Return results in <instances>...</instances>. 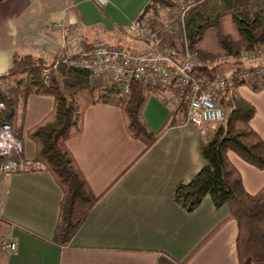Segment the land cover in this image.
<instances>
[{"label": "crops", "instance_id": "1", "mask_svg": "<svg viewBox=\"0 0 264 264\" xmlns=\"http://www.w3.org/2000/svg\"><path fill=\"white\" fill-rule=\"evenodd\" d=\"M150 2L4 0L0 3V75L8 72L16 53L54 61L71 57L91 38L96 44L143 49L145 41L126 30ZM57 24L69 33L64 36ZM93 83L109 87L110 79L105 76ZM250 86L254 90L240 86L238 93L256 107L252 126L264 139V84L258 89ZM148 92L144 118L157 132L179 100L168 93ZM53 105L52 97L30 96L25 129L40 122ZM203 140L201 129L182 123L135 162L144 146L128 135L122 109L114 101L90 106L83 133L69 140L68 147L92 191L105 195L71 243L60 246L53 239L63 193L53 176L42 168L0 173V242L10 239L17 244L14 252L0 250V264H157L161 252L181 262L206 238L186 264H260L252 258L240 260L239 223L229 218L227 205L216 208L208 196L188 215L174 202L176 185L191 181L206 164ZM23 145L32 167L35 145L28 138ZM229 158L249 193L264 186V170L233 152Z\"/></svg>", "mask_w": 264, "mask_h": 264}, {"label": "trees", "instance_id": "2", "mask_svg": "<svg viewBox=\"0 0 264 264\" xmlns=\"http://www.w3.org/2000/svg\"><path fill=\"white\" fill-rule=\"evenodd\" d=\"M186 1H193L194 5L184 26L200 62L205 66L210 64L201 69L207 79L219 74L217 69L225 61H237L243 50L264 49V0ZM176 2L151 0L140 16L146 24L158 27L159 35L169 45H176L174 39L182 31L173 33L163 25L161 12L154 11V6L171 10ZM95 45L83 41L80 48L86 52ZM46 70L50 74L49 81L43 78ZM245 83L235 82L223 93L221 105L229 115L213 129L210 139L202 141L201 152L206 164L191 181L176 185L174 202L188 215L195 213L208 196L216 208L227 205L229 218H236L239 223L237 250L240 260L252 258L263 264L264 186L254 194L249 193L240 171L229 158V153L233 152L249 165L264 170V139L252 126L256 107L238 93V88ZM250 84L255 89L260 88L264 76L256 77ZM148 91L141 83H134L125 94L119 88L95 85L91 70L80 64V56L76 53L51 62L42 56L16 53L8 72L0 75V127L10 123L15 138L22 142L28 138L34 143L36 153L32 169L48 171L62 190L60 216L53 239L57 245L71 243L106 193L96 195L92 191L68 147L69 140L83 133L84 115L90 106L114 101L122 109L128 135L144 146L135 162L169 130L183 123L179 113L186 111V105L179 101L165 125L157 132L152 131L144 118L150 97ZM32 95L52 97L54 105L40 122L26 130L28 99ZM4 161L5 157L0 154V166ZM206 240L181 262L161 252L157 264H186Z\"/></svg>", "mask_w": 264, "mask_h": 264}, {"label": "built area", "instance_id": "3", "mask_svg": "<svg viewBox=\"0 0 264 264\" xmlns=\"http://www.w3.org/2000/svg\"><path fill=\"white\" fill-rule=\"evenodd\" d=\"M194 2L180 0L177 13L183 38L181 44L169 45L159 35L158 27L145 24L139 17L128 27L127 32L145 41L140 50L97 43L89 51L79 48L80 64L91 70L93 80L100 81L109 76L110 88H119L122 94L130 91L134 83H141L150 92H164L175 96L186 105L182 112V122L202 130L204 140L212 136V124L226 121V109L221 105L223 93L235 82H252L256 77L264 76V49L261 51L243 50L239 62L227 74H217L207 79L201 72L203 65L198 53L191 47L185 28V20ZM56 28L66 36L69 31L63 24ZM181 34V35H182ZM45 81L50 74L43 72ZM0 154L5 161L0 166V173L13 174L32 170L24 158L21 140L12 133V125L4 123L0 127ZM17 244L5 239L0 242V250L14 252Z\"/></svg>", "mask_w": 264, "mask_h": 264}, {"label": "rangeland", "instance_id": "4", "mask_svg": "<svg viewBox=\"0 0 264 264\" xmlns=\"http://www.w3.org/2000/svg\"><path fill=\"white\" fill-rule=\"evenodd\" d=\"M189 2L191 3L193 1H189ZM176 3L177 4L171 10L166 9L163 6H158V5L157 6H154V11L157 10L158 12H161V14H160L161 23L163 25H165L166 27H168L171 31H173V33H177V32L180 31V29H179L180 24L177 26V24H178L177 20L179 19V14L177 13V5H179L180 0H177ZM126 34H128V33L126 32ZM182 38H183V34L182 35L180 34L179 36H176L175 39H174V44L180 45L181 44V41H182L181 40ZM94 42H95V39L94 38H91V40H90L89 43H94ZM48 61L51 62V60H48ZM236 62H239V58H238L237 61H234L233 59H230L228 61H225V63H223L221 66L218 67L217 72L220 73V74H227L228 71H231L229 69V67L235 66L237 64ZM225 69H228V71L227 72H224ZM94 81L97 82V80H94ZM241 86H247L250 89L254 90L250 86V84H246L245 83V84H242ZM230 91H233V89H231ZM226 114H227V116L229 115V111L228 110H226ZM216 125L217 124H212V127L213 128H216ZM23 147H24V145H23Z\"/></svg>", "mask_w": 264, "mask_h": 264}]
</instances>
